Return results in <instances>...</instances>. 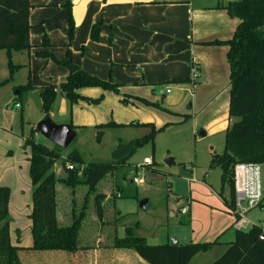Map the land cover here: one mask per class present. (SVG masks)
<instances>
[{
  "label": "rangeland",
  "instance_id": "1",
  "mask_svg": "<svg viewBox=\"0 0 264 264\" xmlns=\"http://www.w3.org/2000/svg\"><path fill=\"white\" fill-rule=\"evenodd\" d=\"M68 2L73 20L74 2L64 0L66 20L68 15L66 4ZM42 27L43 23L31 25L33 33L38 29L40 35L37 43L30 40L29 52L20 54L12 52V60L20 68L13 73V78L9 83L0 87V185L10 188L11 191L9 229L11 243L22 248L18 251L20 264H139L138 260L142 264H147L133 250H121L113 246L115 237L123 238L124 226L134 225L136 222L139 223L136 235L144 237L150 245L172 244L174 240L182 243L186 238L193 243L197 242L193 237L203 239L208 232L206 229L209 227L208 223L217 217L216 214L211 213L209 208L214 207L213 209L216 210L220 205L221 210L223 209L217 194L221 187L220 168L216 164H212V159L215 155L223 153L224 131L231 120L228 118V111H223L222 107H219L216 113L214 111V115L218 114L217 120L210 119L212 116L207 113L209 110L206 112L196 108L192 104V100L196 97L197 90L195 95V88L192 86L195 82L191 80L189 89L183 92L179 90L177 83L173 82L136 86L131 90L117 85L118 92L85 87L79 90V95L83 97V100H79L73 105L58 91L48 116L56 124L66 120L71 121L76 129V138L67 149H62L60 159L53 166L52 171L57 176L63 175L62 161L69 154L79 153L83 166L92 162L109 161L112 152L120 143L138 139L145 132L143 128L131 127L100 129L104 124L110 122L129 124L138 121L139 123L149 122L156 128H160L165 126L166 122L174 120V116L160 107L179 114L189 112L192 118L183 125L169 127L157 133L153 145L146 144L136 149L123 167L106 174L92 192L88 191L87 184L83 182L77 184L74 189L58 184L57 215L60 223L69 225L73 218L81 212L83 215L77 238V251L69 253L29 250L32 246L31 220L28 216L32 206L27 160L30 156V149L24 147L20 136L22 133L24 137H28L32 126L35 127L38 118L43 114L40 112V100L36 93L29 96L22 110L14 108L15 103H18L14 96V91H16L14 88L26 84L28 80L32 87H38L36 84L44 85L48 82L59 87L68 74L66 66L58 63L64 61L66 56L64 55L65 58L62 60L54 56L50 49L52 48L51 43L46 50L53 57L44 59L35 56L37 51L34 53V49H41L40 44L44 39L43 36H46ZM67 50L71 54L68 44ZM32 59H39L41 62L35 64L30 72L29 60ZM56 68L66 70L67 74L63 76L58 74ZM8 76L7 57L3 51H0V81ZM97 77L114 84L110 73L107 78ZM12 86L13 92H10L8 89ZM166 91L171 94H166ZM162 95L166 99H162ZM179 96L183 102L176 100ZM98 99L99 101L95 104L88 101ZM167 103H170L169 106H166ZM180 104L182 105L180 106ZM227 105L229 107V104ZM212 107L216 108V106ZM196 109L198 110L196 111ZM216 122H218L219 128L216 127ZM11 126L17 135L14 138L9 136L11 135L9 133ZM210 126H213L217 131L207 134L210 132ZM99 131L103 132L98 140ZM201 133H204L205 136H202ZM35 142L47 147L55 146L39 134L35 135ZM145 158L151 160L152 163L142 165ZM169 158L174 160V164L171 166L166 164V160ZM71 163L67 161L66 168ZM138 165L141 166L138 169L135 168ZM76 168L81 169L82 167L77 166ZM262 169L263 166H261ZM79 176L85 181L83 176ZM135 176L142 178L143 182L139 185L131 183ZM205 176L212 189H209L203 182ZM192 179L196 182H193ZM189 181H192V184ZM222 193L225 199L229 198L227 187L223 189ZM118 195L122 198H119ZM177 196L178 198L191 196L190 207L197 216V223L192 221L188 223L186 217L180 215L179 208L187 207V205L180 203ZM143 199L147 200L145 210L139 208V203ZM262 204V207L254 209L248 214L251 219L255 218L253 219L255 221L264 219V199ZM117 213L124 216L120 218ZM17 229L19 235L16 234ZM17 238L20 239L18 243ZM228 238L229 236H225L223 241L229 240ZM230 239L232 241L234 238ZM226 247V244L217 245L205 254L198 253L190 264H211L223 254Z\"/></svg>",
  "mask_w": 264,
  "mask_h": 264
},
{
  "label": "trees",
  "instance_id": "2",
  "mask_svg": "<svg viewBox=\"0 0 264 264\" xmlns=\"http://www.w3.org/2000/svg\"><path fill=\"white\" fill-rule=\"evenodd\" d=\"M106 1V0H104ZM68 34L69 42L73 40L75 23L72 20L69 2ZM231 18L239 21L233 36L224 42L212 41L206 44L226 45V59L229 72L230 94L228 100V118L231 124L224 134L225 146L221 155H215L212 164L220 168V191L228 188L229 198L224 199L227 208L234 207L233 167L237 163L253 162L264 164V0H238L223 6ZM32 8L29 0H0V51L7 57L8 77L0 81V87L9 83L13 73L20 68L12 60V52H29L31 43L29 31L31 24L29 14ZM101 23L94 25L90 32L91 40L98 41ZM41 49L35 53L38 58L53 57L46 50L50 45L49 39L43 36ZM112 38V37H111ZM111 40V39H110ZM64 61L68 75L63 83L56 87L50 84L45 87H32L28 80L26 84L15 87L16 102L22 110L30 91L37 92L40 100V112L48 116L57 97L58 91L67 98L71 105L76 104L83 97L79 90L85 87H96L104 91L118 92V86L105 79H99L80 69L72 61L70 51L67 50ZM176 82V81H175ZM187 83V80H177ZM97 103L98 100H88ZM126 101V100H124ZM164 111L168 112L165 108ZM190 116H183V121ZM70 126L75 129L71 121ZM33 125V124H32ZM171 124L156 128L150 123L132 122L129 124H115L110 122L102 128L120 129L146 127L150 129L134 140L135 146L131 153L120 161L92 162L83 166L79 153H72L62 161L63 175L57 176L52 171L53 166L61 157L62 149L58 146L47 147L35 142L38 131L32 126L31 133L24 138L23 145L30 149L29 181L31 182L32 206L28 215L31 220L30 234L32 236L31 251H77V238L83 218L82 212L73 218L69 225H62L57 215L58 198L57 185L74 189L77 184L85 183L88 191L96 189L103 177L123 167L136 149L146 144H154L155 135ZM103 131H99L97 138ZM67 161L75 164L74 169H67ZM211 164V165H212ZM81 166V169L76 168ZM83 176V181L80 176ZM10 188L0 185V264H20V246L11 243L9 203ZM223 194V193H222ZM139 223L124 226L123 238L115 237L113 246L116 249L133 250L138 257L148 264H188L196 254L211 250V244L185 243L172 245L169 243L150 245L142 236L136 235ZM19 235V230H16ZM260 230L236 231L235 238L226 250L211 264H264V239H259ZM20 241L17 238V243Z\"/></svg>",
  "mask_w": 264,
  "mask_h": 264
},
{
  "label": "crops",
  "instance_id": "3",
  "mask_svg": "<svg viewBox=\"0 0 264 264\" xmlns=\"http://www.w3.org/2000/svg\"><path fill=\"white\" fill-rule=\"evenodd\" d=\"M234 1L238 0H72L74 2L72 15L73 20H75V30L71 42L67 38L64 0H29L32 5L29 21L32 26L43 23L42 29L52 45L50 49L58 59L65 58L68 44L70 45L71 56H73V63L80 69L100 78H107L110 73L114 84L121 85L128 90L134 89L136 86L173 82L177 83L179 90L183 92L189 89L192 69L199 70V78L192 85L195 88V95L197 90V95L192 100V104L200 110L206 112L209 110L207 113L211 114L210 119L217 120L218 114L214 115V111L216 113L219 107H222L223 111H228L230 70L226 59L227 46L225 44L211 45L206 43L224 42L233 36L239 21L228 16L223 6ZM99 23H101L99 39L94 42L91 40L90 32L92 27ZM39 35L38 29L34 33L33 28L30 29L29 39L34 43L38 42ZM38 50L34 49V53ZM38 60H29L30 72L35 64L41 62ZM56 71L62 76L68 73L62 68H56ZM181 79L188 82H177ZM50 84L52 83L36 84L38 87L35 88ZM12 89L13 86L8 90L11 92ZM32 93L37 94L34 90L30 91L29 96ZM166 94L170 95L171 92L166 91ZM17 95V92L14 91V96ZM163 98L166 99L162 95ZM176 100L183 102L180 96ZM168 104L170 103L165 105L169 106ZM212 106H216V108ZM169 114L174 116V120L166 122V124H171L166 129L183 125L192 118L189 112L182 114L170 112ZM185 115L190 116V119L183 121ZM44 116L41 115L38 121ZM66 123L69 124V121L66 120L59 124ZM216 123V127L219 128L218 122ZM212 124L214 125V123ZM210 127V132L207 134L217 131L214 130L213 126ZM137 128L145 129L143 135L150 132V129L146 127ZM9 131L10 138L17 136L12 126ZM20 137L23 143L25 137L22 133ZM262 166V187L264 188V164ZM192 181L189 183L192 184ZM203 182L209 189H212L207 183L206 176ZM217 194L223 209L221 210L220 205L216 210L213 209L214 207H210L211 213L216 214L217 217L208 223L209 227L206 228L208 232L203 239L193 237L197 242L213 243L212 248L217 245H228L234 240L231 241L230 238H235L236 233L232 228L234 215L224 203L225 198L220 189ZM177 200L187 205V207L181 206L179 208V210L182 207L187 208L188 213L183 216L186 217L187 222L197 223V216L190 207L191 196L187 198H178L177 196ZM10 205L11 199L9 207ZM118 216L122 218L124 215L118 214ZM225 236H229V240L223 241ZM188 242L193 243L186 238L184 242L177 241L176 244ZM138 263L142 264L139 260Z\"/></svg>",
  "mask_w": 264,
  "mask_h": 264
},
{
  "label": "built area",
  "instance_id": "4",
  "mask_svg": "<svg viewBox=\"0 0 264 264\" xmlns=\"http://www.w3.org/2000/svg\"><path fill=\"white\" fill-rule=\"evenodd\" d=\"M168 1V0H163ZM192 82H196L199 78V70L192 69ZM169 92V91H167ZM19 105L15 104V108ZM142 165H150L151 160L143 159ZM141 165L136 166L135 168ZM68 169H74L75 164L71 163L67 166ZM233 193L234 207L229 211L234 215L232 228L235 231L246 232L258 228L260 230L259 239H264V219L255 221L249 217V213L257 208H260L264 199V189L262 187L261 165L253 162L237 163L233 167ZM143 179L137 176L133 177L132 183L139 185ZM119 196V195H118ZM120 197V196H119ZM179 212L181 215H187V208L182 207Z\"/></svg>",
  "mask_w": 264,
  "mask_h": 264
},
{
  "label": "water",
  "instance_id": "5",
  "mask_svg": "<svg viewBox=\"0 0 264 264\" xmlns=\"http://www.w3.org/2000/svg\"><path fill=\"white\" fill-rule=\"evenodd\" d=\"M38 134L44 137L47 141H51L52 144L60 147L61 149H67L70 143L76 138L75 129L70 124H56L49 116L44 117L35 124ZM203 136L204 134L201 133ZM134 140H130L126 143H120L117 148L112 152L110 156L111 161H120L127 157L134 148ZM173 159L166 160V164L171 166ZM132 183V181H131ZM147 200L143 199L139 203V208L146 209ZM177 241H172V245H176Z\"/></svg>",
  "mask_w": 264,
  "mask_h": 264
}]
</instances>
